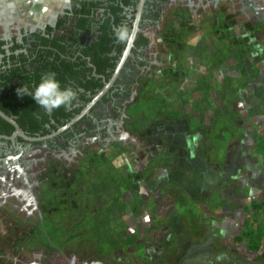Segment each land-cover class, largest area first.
<instances>
[{
    "label": "rangeland",
    "instance_id": "374dc122",
    "mask_svg": "<svg viewBox=\"0 0 264 264\" xmlns=\"http://www.w3.org/2000/svg\"><path fill=\"white\" fill-rule=\"evenodd\" d=\"M204 4L154 35L115 140L42 154L36 209L0 193V264H264V23Z\"/></svg>",
    "mask_w": 264,
    "mask_h": 264
},
{
    "label": "flooded vegetation",
    "instance_id": "af4514ba",
    "mask_svg": "<svg viewBox=\"0 0 264 264\" xmlns=\"http://www.w3.org/2000/svg\"><path fill=\"white\" fill-rule=\"evenodd\" d=\"M190 1L64 0L32 18L18 14L13 1L0 0V111L13 121L0 115L1 194L14 192L36 209L33 179L42 154L116 139L119 120L152 64L154 35L172 10L205 6V0ZM210 1H229L258 19L264 14L253 0ZM122 28L130 37L124 41L116 36ZM47 71L75 89L78 101L48 113L31 96L17 94L24 84L34 89Z\"/></svg>",
    "mask_w": 264,
    "mask_h": 264
},
{
    "label": "clouds",
    "instance_id": "9594fccd",
    "mask_svg": "<svg viewBox=\"0 0 264 264\" xmlns=\"http://www.w3.org/2000/svg\"><path fill=\"white\" fill-rule=\"evenodd\" d=\"M120 41L129 39L126 28L116 32ZM19 96H31L37 105L42 107L46 112L51 113L61 107H70L74 101H78V93L71 87H62L61 82L53 71H47L41 74L39 83L34 89H29L27 84L17 89Z\"/></svg>",
    "mask_w": 264,
    "mask_h": 264
},
{
    "label": "crops",
    "instance_id": "0c3cea01",
    "mask_svg": "<svg viewBox=\"0 0 264 264\" xmlns=\"http://www.w3.org/2000/svg\"><path fill=\"white\" fill-rule=\"evenodd\" d=\"M19 1H20V6H21L22 0H19ZM58 1L63 2L64 0H51V1L49 0H27L26 2H24V5H26L28 8L30 7L32 9L33 14H42L43 12H46L48 2L57 3Z\"/></svg>",
    "mask_w": 264,
    "mask_h": 264
},
{
    "label": "water",
    "instance_id": "95a60500",
    "mask_svg": "<svg viewBox=\"0 0 264 264\" xmlns=\"http://www.w3.org/2000/svg\"><path fill=\"white\" fill-rule=\"evenodd\" d=\"M257 16H259V19L264 23V20L261 18V15L260 14H258ZM99 96V95H98ZM98 96H96V97H98ZM95 99V98H94ZM92 102H90V104H91ZM89 104V105H90ZM0 115L2 116V117H4L5 119H7V120H9V121H12V119L11 118H9L8 116H6L3 112H1L0 111ZM13 122V121H12ZM61 129V128H60ZM17 132H19L20 134H21V131H20V129H18L17 128ZM48 136H50V135H48Z\"/></svg>",
    "mask_w": 264,
    "mask_h": 264
}]
</instances>
